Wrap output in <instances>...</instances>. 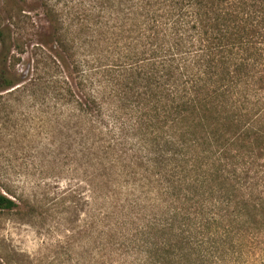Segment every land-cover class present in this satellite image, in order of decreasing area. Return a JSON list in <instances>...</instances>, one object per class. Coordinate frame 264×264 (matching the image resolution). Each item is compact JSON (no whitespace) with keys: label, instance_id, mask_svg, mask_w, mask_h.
Instances as JSON below:
<instances>
[{"label":"trees","instance_id":"1","mask_svg":"<svg viewBox=\"0 0 264 264\" xmlns=\"http://www.w3.org/2000/svg\"><path fill=\"white\" fill-rule=\"evenodd\" d=\"M94 3L80 48L94 31L97 46L115 32L129 41L112 61L119 71L98 58L103 97L88 89L90 70L53 7L46 16L64 54L55 65L66 74L30 86L77 113L101 233L131 264H264V0ZM0 42L8 88L17 81L5 77L3 29ZM72 74H82L76 86ZM18 206L0 192V211Z\"/></svg>","mask_w":264,"mask_h":264},{"label":"rangeland","instance_id":"2","mask_svg":"<svg viewBox=\"0 0 264 264\" xmlns=\"http://www.w3.org/2000/svg\"><path fill=\"white\" fill-rule=\"evenodd\" d=\"M95 1L0 0V30H4L6 46L11 48L5 77L9 82L17 81L8 88L0 86V192L19 205L13 211H0L3 264L133 261L99 228V190L94 168L88 175L84 173L82 146L76 144L81 129L77 113L72 106H55L44 89L31 94L38 86L30 84L41 77L49 81L54 74L61 75L57 71L66 74L63 67L57 69L55 65L60 63L58 56L64 54L61 45L53 42L47 7L55 8L57 18L63 20L61 30L69 28L75 37L77 59L85 61V70H90L84 74L89 77L88 89L99 97L106 93L98 58L107 56L105 63H118L129 41L120 40L115 32L105 44L98 40L97 46L99 37L94 31L87 36L90 43L80 48L83 23L87 21L91 27L96 23L95 10H88ZM18 47L24 52H18ZM2 48L0 42V74L5 66ZM118 64L115 71L120 70ZM82 74L71 75L74 86ZM77 92L79 96L83 93L80 89ZM109 101L113 107L120 104L114 98Z\"/></svg>","mask_w":264,"mask_h":264}]
</instances>
